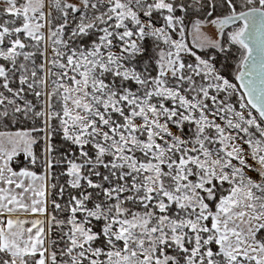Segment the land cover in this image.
I'll use <instances>...</instances> for the list:
<instances>
[{"label":"snow or ice","instance_id":"6c2138e0","mask_svg":"<svg viewBox=\"0 0 264 264\" xmlns=\"http://www.w3.org/2000/svg\"><path fill=\"white\" fill-rule=\"evenodd\" d=\"M0 264H264V0H0Z\"/></svg>","mask_w":264,"mask_h":264}]
</instances>
